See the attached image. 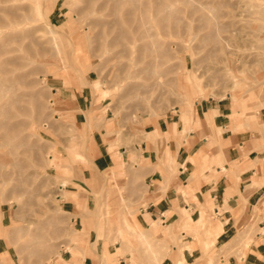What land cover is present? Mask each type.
I'll return each mask as SVG.
<instances>
[{"label": "rangeland", "instance_id": "374dc122", "mask_svg": "<svg viewBox=\"0 0 264 264\" xmlns=\"http://www.w3.org/2000/svg\"><path fill=\"white\" fill-rule=\"evenodd\" d=\"M154 4L0 2L10 9L0 11L7 20L29 16L0 22V82L10 86L0 106L16 100L11 115L0 113V235L21 264H61L64 250L76 253L73 246L93 232L101 264H120V258L131 264H230L231 256L240 263L246 249L260 243L255 233L264 200L255 206L254 223L219 247L222 226L213 224L214 210L194 221L199 227L193 236L205 244L200 256L184 255L189 243L182 231L190 233L194 223L183 205L180 225L159 219L158 227L142 230L134 221L148 206L149 188L136 176L142 166L136 146L164 139L152 130L159 120L180 121L185 133L202 123L196 105L230 103L234 126L221 131L241 137L244 155L264 152V0H165L164 15L172 16L164 22L153 20ZM144 13L148 33L142 36L133 27ZM71 99L80 109L71 107ZM94 133L109 151L124 148L132 156L88 180L82 172L91 163ZM77 180L89 187H79L80 202L72 209Z\"/></svg>", "mask_w": 264, "mask_h": 264}, {"label": "crops", "instance_id": "0c3cea01", "mask_svg": "<svg viewBox=\"0 0 264 264\" xmlns=\"http://www.w3.org/2000/svg\"><path fill=\"white\" fill-rule=\"evenodd\" d=\"M73 102L74 105L71 107H75V110L80 109L79 100ZM196 107L202 121L197 129L181 133L180 121L159 120L152 130L157 128L164 139L156 143L144 139L136 146L142 160V166L139 171L137 170L136 176L144 177L149 188L148 206L140 208L134 221L143 228L142 230L151 226L158 227L159 219L163 221L173 219V223L180 225L182 205L192 211L193 222L189 224L194 223V227L190 228V233L182 231L186 242L189 243L184 249L186 258L191 254L200 256L205 248L204 242L198 241L192 232L198 226L194 221L201 215L206 219V213L211 209L214 210L218 220L213 224L220 223L222 226L215 244L219 247L236 236L240 229L254 223L255 206L264 200V152L251 150L244 155L242 149L244 143L238 134L232 130L219 131V128L224 129L228 124L233 125L230 116L233 106L226 102L208 100ZM214 110L216 113H213ZM206 113L210 121L206 120ZM240 121L244 123L241 118ZM78 123L86 122L81 118ZM167 133H171L172 136L165 138ZM164 152L168 153L169 160L163 162H169V165L163 164L160 160ZM119 154L121 157L118 156ZM87 155L91 163L82 174L84 179L89 180L95 173L116 166L121 159L130 161L132 153L124 148L109 151L107 144L99 140L94 133L90 138ZM73 183L77 184V189L70 192L76 193L77 199L75 201L73 197H69L73 199L70 200L72 209L80 202L79 187L86 185L84 180ZM181 187L184 188L185 193L179 191ZM168 212L170 215H167ZM78 219L82 221L83 217ZM257 224L261 231L255 233V239L260 240V243L251 245L250 242L251 246L246 249V257L238 263V259L231 256L230 264H264V218ZM199 235L202 233L200 232ZM78 241L80 242L73 246L76 253H73L72 249L64 250V255H61L64 262L62 261L61 264H101V243L96 238V233L90 234L88 240L87 236L83 235L82 240ZM0 264H21L3 234L0 235ZM120 264L131 263L120 258Z\"/></svg>", "mask_w": 264, "mask_h": 264}, {"label": "bare ground", "instance_id": "6f19581e", "mask_svg": "<svg viewBox=\"0 0 264 264\" xmlns=\"http://www.w3.org/2000/svg\"><path fill=\"white\" fill-rule=\"evenodd\" d=\"M4 1H6V0H0V2H4ZM123 1V0H122ZM125 1V0H124ZM133 1V0H132ZM141 1V0H140ZM155 1V4H154V6H155V10H154V13H153V20L154 21H156V22H158V21H161V22H164V21H166V19L168 18V16L169 17H171L172 16V14H167V15H164V12H163V7L166 5L165 4V0H154ZM127 2V1H126ZM136 2V1H135ZM112 3H114V2H112ZM128 4H130V3H128ZM136 4H138L137 2H136ZM113 5V4H112ZM114 6V5H113ZM145 6V3L143 2L142 4L140 3V4H138V7H144ZM113 10V9H112ZM119 10V9H118ZM140 10V9H139ZM161 10H162V12H161ZM0 11H3V12H8V11H10V9H8L6 6L5 7H2V6H0ZM120 11V10H119ZM118 13V12H117ZM146 13H144L143 15H141V17L139 16L138 18H140L139 19V23L138 24H136L137 26H135V27H133V29H135L134 31H138V33L139 34H141L142 36H145L148 32H147V30H146V28H145V25L147 24V16L145 15ZM119 16V15H118ZM14 18L13 19H10V20H7V19H5V17L3 16V15H1L0 14V22L1 23H4V22H9V23H11L12 21H14L15 23H16V20H14V19H16V18H29V16H25V15H20V16H17V15H14L13 16ZM120 17V16H119ZM124 17H125V13H124ZM117 18V17H116ZM127 18V17H126ZM125 18V19H126ZM175 18V17H174ZM131 19H133V18H131ZM127 20V19H126ZM130 21V20H129ZM128 21V22H129ZM129 24V23H128ZM130 24H131V22H130ZM211 24V23H210ZM163 26V25H162ZM142 27H144V28H142ZM131 29V28H130ZM172 29H173V27H172ZM173 32V31H172ZM163 33V32H162ZM180 36V35H179ZM130 37V36H129ZM181 38V37H180ZM143 49H145L146 50V47L144 46L143 47ZM155 51L157 52L158 51V49H155ZM12 59V58H11ZM15 58H13V60H14ZM5 62V61H4ZM148 63V62H147ZM154 67L156 66V61H154ZM155 69V68H154ZM156 71V70H155ZM187 75V74H186ZM2 79V78H1ZM1 79H0V81H1ZM2 82V81H1ZM1 82H0V99L3 97V95H4V93H5V91H9L8 89H9V87H7V88H5L4 86H3V84H1ZM5 83V82H4ZM14 86H15V84H14ZM11 90V89H10ZM193 90V89H192ZM10 92V91H9ZM8 93V92H7ZM11 94V93H10ZM9 97V96H8ZM180 97V96H179ZM3 99V98H2ZM184 99V98H183ZM54 100V99H53ZM52 101V100H51ZM55 101V100H54ZM15 102H16V100L15 99H12V100H8V101H6V103L5 104H3L4 102H1L3 105H1L0 106V113H2V114H4V115H11L12 114V112L10 111L11 109H10V107H11V105H12V103H14L15 104ZM18 104V103H17ZM37 107V106H36ZM13 111V110H12ZM21 111V110H20ZM85 113V112H84ZM57 113H55V115H56ZM86 116V115H85ZM61 117V116H60ZM15 122V121H14ZM37 126V125H36ZM17 127V125H13V127H11V129L14 131V129ZM229 127V126H228ZM227 128V127H226ZM226 128H224V129H226ZM223 128H220L219 129V131L221 132V130H224ZM220 132H219V134H220ZM218 134V135H219ZM3 137V136H2ZM50 155H52V154H49V156ZM54 161H56V159L54 160ZM62 164H64V163H62ZM102 192V191H101ZM110 201V200H109ZM145 201V200H144ZM87 208V207H86ZM99 208V207H98ZM83 209V208H82ZM127 210V209H126ZM89 211V210H88ZM99 212V211H98ZM97 212V213H98ZM128 219V217H125V219ZM126 221H128L129 222V224H130V221H131V217H129V219L128 220H126ZM53 231V230H52ZM209 231H211V229L209 230ZM53 234V233H52ZM63 248V247H62ZM246 257V256H245ZM61 259H62V257H61ZM66 262V261H65Z\"/></svg>", "mask_w": 264, "mask_h": 264}]
</instances>
